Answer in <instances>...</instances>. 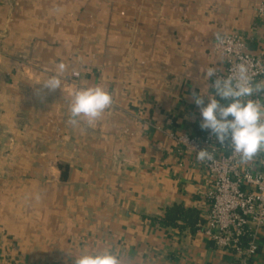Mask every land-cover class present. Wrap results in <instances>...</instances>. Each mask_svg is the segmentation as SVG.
I'll use <instances>...</instances> for the list:
<instances>
[{"label": "crops", "instance_id": "crops-1", "mask_svg": "<svg viewBox=\"0 0 264 264\" xmlns=\"http://www.w3.org/2000/svg\"><path fill=\"white\" fill-rule=\"evenodd\" d=\"M258 1L0 0V264H74L105 247L122 264H238L201 230L213 182L175 136L205 130L192 94H214L217 35L264 58ZM60 63L50 91L38 82ZM96 84L112 106L94 127L71 124L72 92Z\"/></svg>", "mask_w": 264, "mask_h": 264}, {"label": "built area", "instance_id": "built-area-1", "mask_svg": "<svg viewBox=\"0 0 264 264\" xmlns=\"http://www.w3.org/2000/svg\"><path fill=\"white\" fill-rule=\"evenodd\" d=\"M258 14L264 16V0L257 3ZM212 46L215 54L225 60V68L216 76H228L235 66L247 62L253 73V82L264 78V58L255 54L246 39L236 33L221 36ZM74 76H79L78 72ZM259 101V96L251 97ZM175 136V135H174ZM179 143L196 151L208 149L212 160L201 161L210 173L213 187L208 192L210 210L201 230L222 249L232 252L238 264H252L260 248V235L264 227V153H257L252 161L261 164L260 170H252L241 163L233 153L230 141L220 144L216 137L205 129L199 137L175 136ZM251 162V161H250ZM249 163V162H248Z\"/></svg>", "mask_w": 264, "mask_h": 264}, {"label": "clouds", "instance_id": "clouds-1", "mask_svg": "<svg viewBox=\"0 0 264 264\" xmlns=\"http://www.w3.org/2000/svg\"><path fill=\"white\" fill-rule=\"evenodd\" d=\"M217 41L224 43L219 35ZM65 68V64L60 63L56 75L38 83L42 82L50 91L61 89L60 75ZM216 71L210 67L205 75L211 79L216 76ZM211 87L214 94H192L195 104L200 107L201 128L209 130L220 144L230 141L233 153L239 155L241 163L252 161L258 152L264 150V105L251 97L264 89V81L254 83L250 65L241 62L228 76H217ZM205 97L208 101L206 105ZM112 104L111 93L101 84L75 89L69 108V122L77 125L83 121L87 126L94 127ZM196 158L200 161L212 160L213 155L205 148L196 151ZM74 264H122V260L105 247L83 252Z\"/></svg>", "mask_w": 264, "mask_h": 264}, {"label": "trees", "instance_id": "trees-1", "mask_svg": "<svg viewBox=\"0 0 264 264\" xmlns=\"http://www.w3.org/2000/svg\"><path fill=\"white\" fill-rule=\"evenodd\" d=\"M205 132V130L202 132V134ZM67 178V172L66 171H63L62 172V179H66ZM171 212H173V214H174V216H175V214L176 215H178V214H181V213H183L184 214V212H185V210L182 208V207H180V206H176L175 208H173V209H171L170 210V213ZM187 212H188V210H187ZM172 214V213H171ZM171 214L169 215H167L166 217H165V219L167 220V221H169V223H174V221H175V219H173L172 217H171ZM173 216V215H172ZM174 218H176V217H174ZM191 218V217H190Z\"/></svg>", "mask_w": 264, "mask_h": 264}]
</instances>
